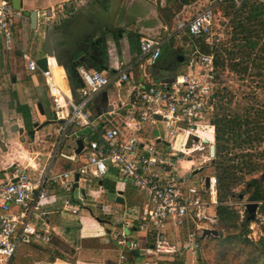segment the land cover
I'll return each instance as SVG.
<instances>
[{
	"label": "built area",
	"instance_id": "1",
	"mask_svg": "<svg viewBox=\"0 0 264 264\" xmlns=\"http://www.w3.org/2000/svg\"><path fill=\"white\" fill-rule=\"evenodd\" d=\"M19 15L10 0H0V36L8 52L17 48L14 19ZM214 16L215 6L208 5L188 20L177 19L173 34L167 38L141 37L136 63L154 65L163 43L171 37L187 33L209 42ZM193 52L196 58H191L187 71L174 73L167 83H139L130 75L131 65L110 74L78 66L82 84L75 98L61 89L47 60V68L40 73L59 125L44 161L41 153L33 150L26 164L12 163L0 169L1 264H8L23 246L51 243L48 212L43 209L49 200L60 201L64 211L78 213L76 200L82 201V196L74 195L78 189L74 187L75 175L78 184L86 183L103 179L111 168L119 179L144 193L148 202L135 217L140 238L130 237L124 228L110 232L122 250L118 264H127L128 253L141 257V264H187L188 258L190 264H205L203 230L218 226L216 208L227 203L218 201L215 175L194 173L198 169L195 164L184 172L179 168L183 160L192 161L189 156L194 152H200L198 162L202 164L214 159L209 149L215 145L212 116L218 89L213 54L202 53L197 46ZM21 58L28 71L39 69L26 52ZM111 85L126 87L123 99L114 104L120 114L109 120L108 126L99 127L90 119V105ZM69 138H81L82 158L77 160L74 152H64ZM57 157L76 162V166L54 172ZM51 185L58 188L57 197L50 195ZM248 202L253 201L238 203L241 217L248 216ZM254 202L258 203L254 217H260L259 206L264 200ZM107 209L117 222L116 210Z\"/></svg>",
	"mask_w": 264,
	"mask_h": 264
},
{
	"label": "crops",
	"instance_id": "2",
	"mask_svg": "<svg viewBox=\"0 0 264 264\" xmlns=\"http://www.w3.org/2000/svg\"><path fill=\"white\" fill-rule=\"evenodd\" d=\"M169 2L171 0H161L160 6H155L151 0H20V8L15 9L10 0L12 8L19 12L20 15L14 19L17 48L11 52L7 51L9 53L8 57L14 54L21 55L22 52H26L35 61L37 58L42 57L44 52L41 56L35 57L28 50V43L30 40L33 41L38 35H41L42 44H40V47L44 51V24L47 23L52 38L53 52L54 54L58 52L59 58L65 59L67 53L69 54L72 48L77 47L81 43V47L77 48L86 50L87 54H85V60L81 62L80 66H83L88 71L98 70L110 74L120 66L131 65L130 75L135 81L146 83V81L151 80L165 83L164 80L172 77L174 73L186 72L189 68L191 59L186 60V57L180 53L181 48L184 47L183 35L177 38L171 37L163 43L161 54L154 65L136 62L139 58V40L141 37L167 38L173 34L177 19H181L187 4H182L181 8L178 4V9L170 6ZM171 7L172 11L170 13L168 9ZM175 9H178V11H174ZM24 11H35L37 13L36 30L31 29L30 18L24 16ZM86 42H93V47H88ZM95 43L104 44V47L100 46L99 50ZM40 47H37V50ZM5 52L6 50L0 36V61L3 60L2 57L5 56ZM80 55H83V52L78 51V56ZM179 57H182V59L179 60ZM48 61L51 63L50 68L54 72L61 89L75 98L76 89L82 84L81 78L77 73L78 66H75V70L70 69L72 73L68 71L69 74H66L65 68L58 64L59 61L56 62L55 57H48ZM173 61H175L177 66H180L175 69L180 70L172 72V69L165 68ZM39 70L41 69L39 68ZM0 75H3V73H0ZM40 76L42 77L41 73ZM13 77L15 82L11 84L12 87L8 88L3 86V84L0 85V91L2 89L6 91V106L14 114L13 116L18 120L20 119L26 129L30 128L36 121L43 123L50 120L49 123L53 124L52 129L48 132L44 133L41 130L42 126L37 129L39 130L38 132L34 128L36 133L34 132L33 137L30 134L29 137L25 135L29 139L37 138L38 135H45L40 139L41 142L39 143V145L42 144L43 150L34 149L41 153V158L44 161L54 139L55 130L59 125V122L53 118L54 112L44 78L42 77L43 82L40 83L35 74L26 69L24 61L22 69L16 70ZM8 90L12 91L13 101L10 100ZM125 90V86L119 88L111 85L98 93L90 105L91 120L99 127L108 126V121H113L120 114L114 104L123 99L124 94L121 93L125 92ZM11 102L13 105H11ZM1 111L3 120L5 118L4 112L2 109ZM17 114L21 115L18 117L16 116ZM20 128L17 126V129ZM24 130L22 132L17 131L19 134H23ZM6 131L8 132V129ZM10 132H13V130H10ZM78 139L81 140V138H69L64 146V152L68 154L74 152L77 155V160L84 156L81 150L76 153V141ZM24 140L22 138L17 143H13L8 139L5 140V145L13 143L14 148L18 146V149L16 148L12 152L13 156L5 148L0 149V152L5 151V154L13 159L10 164H24L25 161H20L18 157H15L21 156L22 152L19 151V148L24 151L22 149L25 146ZM30 153L28 152V155ZM1 156H3V153ZM4 166L6 164L0 161V169ZM75 166L76 162L57 157L52 170L58 172ZM103 180L95 181V188L91 189V191L97 197L94 196L92 199L95 203V208H100L103 215L113 216L107 213L109 212L107 208L116 210L117 222L113 217L110 221L101 219L102 221L99 222L97 221L99 217L93 215L91 209H86V211L90 212V215L82 214L78 206L81 201L78 200H76L78 213L71 214L68 212L72 216H66L63 220L58 214L67 211L62 210L61 202L49 200L43 209L48 212L47 224L52 233L51 243L43 246L36 244L23 246L8 264H118L122 250L116 246L110 232L113 231V228L118 229L117 226H119V228L129 230L130 237L140 238L142 235L136 231L137 220H135V217L140 215L148 202L147 198H145L140 209H136L138 210L136 213L132 212L133 215L131 214L129 218H126L121 211H118L117 207L110 203H104L101 185ZM76 187L78 189L74 191V195H79L80 193L82 200H84L86 198L84 184L80 183ZM58 193H60L58 188L55 185H51L50 195L57 197ZM117 196H120L124 202L122 191L117 192L114 197L115 202ZM37 222L41 223L39 219ZM67 226L78 227L75 238L72 234H65L63 229ZM126 257L127 264H141L142 258L140 257L141 260L139 261L138 255L128 253Z\"/></svg>",
	"mask_w": 264,
	"mask_h": 264
},
{
	"label": "rangeland",
	"instance_id": "3",
	"mask_svg": "<svg viewBox=\"0 0 264 264\" xmlns=\"http://www.w3.org/2000/svg\"><path fill=\"white\" fill-rule=\"evenodd\" d=\"M155 6H160L161 0H151ZM216 0H191L186 6L185 10L181 15L182 20H188L192 16H194L197 12L202 10L204 7L208 5H214L215 6V16H214V26H213V36H218L223 39L227 38V35L224 34L223 30L225 28V25L228 23L229 19L226 17H223L222 12L216 8L215 5ZM177 7L178 4L180 5V8L182 4L180 3V0H176ZM174 0H171L170 6L175 8ZM179 9V8H178ZM178 9H175L174 11H178ZM224 23V24H222ZM183 48H181L180 53L183 54L186 57V60L191 58H196V55L194 52L191 51L190 48V40L188 38V34H183ZM230 35L228 36V38ZM40 44H42V36L38 35L33 41H29L28 43V50L35 56H41L43 54V50L40 47ZM97 48L100 50V46L104 47V44L101 45V43H95ZM230 46V45H229ZM37 47H40V49L37 50ZM93 47V46H92ZM11 52V51H9ZM98 53V52H97ZM8 52H5V56L2 57L3 60L0 61V73H5L4 75H0V85L3 84L5 87H12V85L9 83L10 76H15L16 70L22 69L23 67V61L21 58V55L14 54L11 57H8ZM55 57L58 59V64L62 67L66 68L70 73L71 68L72 70H75V66L71 63L69 55L67 53V56L65 59L58 57V52H55ZM92 58V56H90ZM62 61V62H61ZM238 60L230 61L228 64L236 63ZM240 63L243 62V60L239 61ZM167 65V64H166ZM225 70L219 69L217 72V86L218 89L221 91V95L224 97L222 99V106L225 108V112L230 115H238L243 113L244 111H253L254 109H260L264 111V70L261 71L260 75H258V70L256 67H254L251 64H248V69L246 72L242 71V66L239 65L237 69L232 70L230 65H227ZM97 67V66H96ZM180 66H177L175 64V61L172 63H169L165 68L172 69V72H176L180 69H175ZM33 74H35L37 80L42 83L43 79L40 76V70L37 69L35 71H31ZM58 73V71H57ZM12 82V79H10ZM121 94H124L122 92ZM6 91L5 89H2L0 91V108L4 112L3 118V129L0 132V149H6L10 153L11 156H13L12 152H14V149H18V146L14 148L13 143H17L20 141V139H25L24 143L25 146L19 148V151H21V156H15L20 159V161H25L24 164H26L28 158L30 155H28V152H31V150L34 149H42V144L39 145L41 142L40 139H42L45 135H38L37 138L29 139L25 136V132L23 134H19V132L13 131L10 132V126L17 125L19 128L21 127L23 130L25 126L22 124L20 119L18 120L16 117H14L12 112L7 108L6 102ZM21 114H17L16 116L19 117ZM262 124L264 125V119L262 120ZM53 124L51 123H45L44 126L41 128V130L45 132H48L52 129ZM32 128V127H31ZM8 129V132L6 131ZM26 129V128H25ZM36 132L39 130L35 129ZM35 132V133H36ZM8 139L9 141L13 143H8L5 145V140ZM3 140V141H2ZM3 153V156L1 154ZM205 153V152H203ZM225 156L228 158H233L234 156L238 159L242 160L241 156L250 154L254 158L258 157L259 163L262 165L260 170H264V133L262 134L260 140L254 141L250 144L241 143L237 145H233V143L230 141L227 143V150L224 151ZM82 155V154H81ZM83 157V156H81ZM192 161L183 160L180 162V170L181 172H184V170L187 167H191V165L195 164L198 165L195 168H200L196 174L200 176L205 175H215L214 168L211 166V160L207 161L205 164H202L200 161V152H194L192 156H189ZM248 157V156H246ZM13 159H11L10 156L5 154L4 152H0V161L4 162V164L8 165L12 162ZM3 164V163H1ZM264 178V175L262 176L261 172L258 171L254 174H246L244 177V181L239 183L236 187H234L233 191L235 194L239 193L241 190H244L246 188V181H248L250 178ZM102 182V189H103V197H104V203H110L113 206L117 207L118 211H121L126 218H129L132 212H137L140 209V206L142 202L145 200V195L141 191H139L136 187H134L130 182H126L122 179H119L117 176V172L115 168H112L103 178ZM95 181L97 180H90L86 183L83 182L84 188L86 190V198L80 202L79 209L82 214L90 215V212L86 209H91L93 215L98 216L100 219H104L106 221H110L112 216L103 215L101 213L100 208H95V203L93 202V197H97L94 193H92L91 189L95 188ZM118 191H122V196L124 197L123 203H116L114 201V197L116 196ZM240 197V195H239ZM247 200V196H241L238 198H229L226 201H223V203H227L225 205L230 206L232 210L236 211L239 219L236 222H219L218 226L215 227L214 230H217L218 235L212 236V237H206L202 241V257L204 259L205 264H264V252L261 249V247L258 245V242L260 239L264 237V214H261L260 217L256 216L254 217L253 221H249V223L246 226H243L242 220L244 218H247L248 216L243 215L241 217L239 210L242 209V207L238 206V203L241 201ZM236 203V204H235ZM125 209V210H123ZM62 219L66 216H72L68 212H62L61 214H58ZM75 218V216H73ZM63 219V220H64ZM34 224L36 226H43L42 224H37L34 221ZM251 227V228H250ZM118 229L119 226H117ZM64 232L67 235H71L75 238L77 235L78 227L76 226H67L64 227ZM114 230V228H113ZM246 231V237L248 239V242L244 241V232ZM239 234L242 236L237 237ZM139 261L141 258L139 257ZM187 264L189 263V258L187 260Z\"/></svg>",
	"mask_w": 264,
	"mask_h": 264
},
{
	"label": "trees",
	"instance_id": "4",
	"mask_svg": "<svg viewBox=\"0 0 264 264\" xmlns=\"http://www.w3.org/2000/svg\"><path fill=\"white\" fill-rule=\"evenodd\" d=\"M190 1L180 0V3L188 4ZM215 5L222 12L223 17L229 19L223 30L227 38L213 36L209 42H206L203 37H193L188 34L191 51L193 52L197 46L202 53L213 54L216 77L218 70H225L227 65H230L232 70L243 65L241 69L246 72L248 64L256 67L257 74L260 75L264 70V0H216ZM168 11L171 13L172 7ZM235 60L238 61L228 64ZM240 60L243 62L240 63ZM223 98L221 91L217 90L212 116L215 125V156L211 166L214 168L217 180L218 201L223 202L234 197L239 199V195L247 196L249 201L264 200V178L262 177L259 179L250 178L246 181V188L237 194L233 191L234 187L244 181L246 174L250 175L260 171L262 176L264 175V170H260L262 165L259 163L258 157L254 158L252 155L246 154L241 156L243 159L240 160L237 158L239 156L228 158L224 154V151L227 150V143L230 141L233 145H237L250 144L260 140L264 133L262 124L264 111L254 109L238 115H230L225 112V108L222 106ZM216 210L219 222H236L239 219L237 212L230 206L219 205ZM259 212L264 214V203L259 206ZM248 223L247 218H244L241 224L246 226ZM244 233L243 240L248 242L246 231ZM239 236L242 235L239 234L237 237ZM258 245L264 252V237L259 240Z\"/></svg>",
	"mask_w": 264,
	"mask_h": 264
},
{
	"label": "water",
	"instance_id": "5",
	"mask_svg": "<svg viewBox=\"0 0 264 264\" xmlns=\"http://www.w3.org/2000/svg\"><path fill=\"white\" fill-rule=\"evenodd\" d=\"M12 1V5L15 9H19L20 6V0H11ZM24 16H28L30 18V26H31V29L32 30H36L37 28V13L35 11H31V12H28V11H24ZM93 42H86V45H88V47L92 46ZM77 47H81V43L77 46ZM77 47H74L72 48L71 51H69V58H70V61L71 63L74 65V66H80L81 62H83L85 60V54H87L86 50L84 49H80V48H77ZM43 49H44V55L42 57H39L36 59V64L37 66L41 69V70H45L47 68V60H48V57H55V54L53 52V46H52V38H51V34L48 30V25L47 23L44 24V36H43ZM78 51H81L83 52V55H80L78 56ZM76 58V59H75ZM182 57H179V60H181ZM55 60L56 62H58V59H56L55 57ZM66 70V74H69L68 73V70L65 68ZM172 81V77L170 78H167L164 80L165 83L167 82H171ZM9 97H10V100L13 101V96H12V91H9ZM11 105H13V103L11 102ZM39 105V104H38ZM40 107V105H39ZM53 118H55V114L53 113ZM90 119H92V117L90 116ZM50 120H47L46 122H43V123H39V122H34L33 123V126L35 129H38V128H41L42 126H44L45 123H49ZM3 123V120H2V111L0 109V124ZM13 131L15 130H18L19 132H22L23 129H17V126H13L12 128ZM34 130H30L29 131V134L30 136L33 137V134H34ZM77 143V148H76V153H79V151L81 150V148L83 147V143L80 139H78L76 141ZM210 149V153H211V157L214 158L215 156V145H210L209 147ZM199 169L195 170L194 173H196ZM77 179H78V175H75V183H74V187H76L78 184H77ZM206 183H207V178H206ZM118 195H120V193H118ZM241 197V195H240ZM116 202H120V203H123V199L120 197V196H117L116 198ZM258 207V203L257 202H248L246 205H245V208L248 212V217H247V221H251L254 219V215H255V211ZM97 221L101 222L102 220L97 218ZM218 235V232L217 230H208V229H204L203 230V233H202V236L201 238H205V237H212V236H217Z\"/></svg>",
	"mask_w": 264,
	"mask_h": 264
},
{
	"label": "flooded vegetation",
	"instance_id": "6",
	"mask_svg": "<svg viewBox=\"0 0 264 264\" xmlns=\"http://www.w3.org/2000/svg\"><path fill=\"white\" fill-rule=\"evenodd\" d=\"M102 1H107V0H102ZM3 75H4V73H3ZM10 79H12V82H11V80ZM9 82H10V84H14V82H15V79H14V77L13 76H10V78H9ZM9 91H11V90H8V92ZM3 126H4V124L2 123V124H0V132H1V130L3 129ZM32 127V128H31ZM31 127L30 128H27V129H25L24 130V132H25V135L27 136V137H29V131L30 130H34V126L33 125H31ZM12 128H13V126H11L10 127V130H12ZM3 141V140H2Z\"/></svg>",
	"mask_w": 264,
	"mask_h": 264
},
{
	"label": "bare ground",
	"instance_id": "7",
	"mask_svg": "<svg viewBox=\"0 0 264 264\" xmlns=\"http://www.w3.org/2000/svg\"><path fill=\"white\" fill-rule=\"evenodd\" d=\"M53 58V57H52ZM51 64V63H50ZM54 73V72H53Z\"/></svg>",
	"mask_w": 264,
	"mask_h": 264
}]
</instances>
